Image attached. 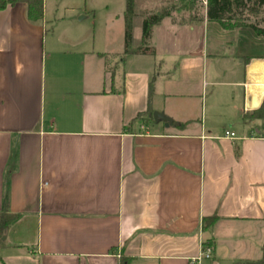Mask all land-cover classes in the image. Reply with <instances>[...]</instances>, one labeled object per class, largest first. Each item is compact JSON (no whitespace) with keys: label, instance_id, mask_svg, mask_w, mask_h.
<instances>
[{"label":"crops","instance_id":"1","mask_svg":"<svg viewBox=\"0 0 264 264\" xmlns=\"http://www.w3.org/2000/svg\"><path fill=\"white\" fill-rule=\"evenodd\" d=\"M65 1L80 9L79 0ZM135 1L131 48L141 43L144 15L174 0L139 10ZM197 2V18L175 7L153 27V54L76 49L87 29L48 38L51 0L39 21L21 2L0 10V208L5 195L18 214L2 236L0 264L260 257L264 99L256 109L245 103L264 89V35L223 29ZM83 17L69 14L63 26ZM148 109L150 118L137 116ZM206 246L210 257L194 262Z\"/></svg>","mask_w":264,"mask_h":264},{"label":"trees","instance_id":"2","mask_svg":"<svg viewBox=\"0 0 264 264\" xmlns=\"http://www.w3.org/2000/svg\"><path fill=\"white\" fill-rule=\"evenodd\" d=\"M190 1L193 3L199 0ZM18 2L26 5V16L30 21H39L42 19L43 0H0V10L4 9L7 5H13ZM133 3L134 0H125L123 12L124 49L122 55L128 53L153 54V48L149 46L153 27L159 24L164 17L170 16L173 9L165 8L160 10V12H151L144 15L141 24V43L138 47L131 48L132 17L134 16ZM205 15L207 20L217 22L223 29L247 26L256 34L264 35V0H205ZM190 16L197 18L198 14H192ZM251 17L254 18L252 21L249 20ZM263 109L264 104L262 103L259 110L262 111ZM150 114L151 111L148 109L145 115L138 114L137 116L142 120H146L150 118ZM17 218L18 214L9 211L7 197L4 195L0 208V247L4 244L2 236ZM215 219V215L203 217V227L210 226ZM127 262V258H120L121 264H127ZM233 264H264V243L261 245V255L258 259H239L234 261Z\"/></svg>","mask_w":264,"mask_h":264},{"label":"rangeland","instance_id":"3","mask_svg":"<svg viewBox=\"0 0 264 264\" xmlns=\"http://www.w3.org/2000/svg\"><path fill=\"white\" fill-rule=\"evenodd\" d=\"M76 2V0H71ZM78 1V0H77ZM52 14L50 16L51 21L48 20L45 35L49 38L52 31L54 33L58 32L61 28L66 27L68 30L72 27L74 31L76 29L83 30L87 29L91 32V36L86 37L85 40L79 44L76 49H86L88 52L97 50H103V48H108L112 52H122L123 50V33L122 25L123 20L121 14L123 11L122 0H79L76 3L79 10H71L70 8L63 7V4L67 2L65 0H51ZM65 2V3H64ZM190 0H174L169 3L168 7L174 9L175 7H180L181 9L188 10L190 15L201 13L200 4L196 1L193 3ZM144 5H156V0L147 3L144 0H136L134 8L139 10ZM190 7L191 9H188ZM80 13L84 16L82 19L75 23V26L64 25L67 22V16ZM78 15H76V19ZM254 18H249L252 21ZM72 50L71 48H69ZM65 50V49H64ZM91 58H86L89 61ZM46 67L48 68L49 57L46 58ZM113 66V65H112ZM199 116V121H200Z\"/></svg>","mask_w":264,"mask_h":264},{"label":"water","instance_id":"4","mask_svg":"<svg viewBox=\"0 0 264 264\" xmlns=\"http://www.w3.org/2000/svg\"><path fill=\"white\" fill-rule=\"evenodd\" d=\"M263 99H264V90L254 91L251 93L250 98L246 101L245 106L248 109H256L260 106ZM152 116L155 120H158V119L162 120L165 125H168L172 121L169 117L165 116L163 113L158 112V111H153Z\"/></svg>","mask_w":264,"mask_h":264},{"label":"built area","instance_id":"5","mask_svg":"<svg viewBox=\"0 0 264 264\" xmlns=\"http://www.w3.org/2000/svg\"><path fill=\"white\" fill-rule=\"evenodd\" d=\"M224 137L226 138H236V135L233 131L226 130L224 132ZM211 254V248L210 246H206L202 248V251L200 252L199 255L193 258L194 262H199L202 258H209Z\"/></svg>","mask_w":264,"mask_h":264},{"label":"bare ground","instance_id":"6","mask_svg":"<svg viewBox=\"0 0 264 264\" xmlns=\"http://www.w3.org/2000/svg\"><path fill=\"white\" fill-rule=\"evenodd\" d=\"M260 91H263L264 89L259 88Z\"/></svg>","mask_w":264,"mask_h":264}]
</instances>
